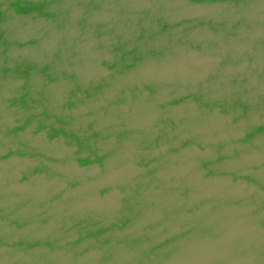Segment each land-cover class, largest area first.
<instances>
[{"label": "water", "instance_id": "obj_1", "mask_svg": "<svg viewBox=\"0 0 264 264\" xmlns=\"http://www.w3.org/2000/svg\"><path fill=\"white\" fill-rule=\"evenodd\" d=\"M0 264H264V0H0Z\"/></svg>", "mask_w": 264, "mask_h": 264}]
</instances>
